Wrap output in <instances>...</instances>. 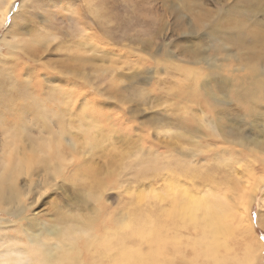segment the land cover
I'll use <instances>...</instances> for the list:
<instances>
[{
  "label": "rangeland",
  "instance_id": "374dc122",
  "mask_svg": "<svg viewBox=\"0 0 264 264\" xmlns=\"http://www.w3.org/2000/svg\"><path fill=\"white\" fill-rule=\"evenodd\" d=\"M12 10L21 11L27 22L29 31L21 37L37 38L36 27L51 30L45 31L51 40L41 48L38 67L19 55V49H11L7 60L0 56V93L12 96L4 97L0 110L12 117V110L22 107L18 89L10 86L13 79L40 74L43 86L32 87L34 94L57 91L60 85L65 90L75 87L72 97L78 98L69 110L73 119L64 118L66 134L71 123L77 126L70 131L82 144L88 122L101 126L93 150L77 142L83 155L79 166L84 165L79 172L70 170L65 177L52 175L47 180L42 174L34 178L25 212L33 219L32 229L43 224L61 226L63 217L79 213L76 216L83 219L95 217L93 232L109 236L139 192L148 184L159 187L164 183L163 176L170 166L176 167V158L196 168L195 175L178 180L197 191L215 186L232 189L264 177V167L253 171L264 157V91L257 93L247 82L253 62L233 43L236 38L247 49L251 44L264 56V45L252 39L255 33L264 34V0H16ZM53 10L56 15L51 14ZM6 21L0 29V43L12 18ZM214 28L226 41L224 49L210 34L217 32ZM5 43L0 44V51L7 56ZM17 57L24 74L16 70ZM260 62L257 68L264 73V59ZM83 106L92 115L82 118ZM78 116L84 122L81 129ZM27 119L32 121L33 114ZM18 145L19 156L30 155L27 150L22 154L24 144ZM154 158L157 162L165 158V168L160 163L161 170L149 168L147 163ZM101 181L103 186L98 185ZM25 182L22 177L20 183ZM259 185L251 212L264 197V182ZM97 206L102 209L96 215ZM5 220L11 225L14 217L0 212V225ZM258 223L253 222V238L264 248V221ZM130 240L132 245L134 238ZM239 247L241 259L244 250ZM83 250L88 264L91 259ZM255 262L264 264V250ZM95 264H111V259L100 257Z\"/></svg>",
  "mask_w": 264,
  "mask_h": 264
},
{
  "label": "bare ground",
  "instance_id": "6f19581e",
  "mask_svg": "<svg viewBox=\"0 0 264 264\" xmlns=\"http://www.w3.org/2000/svg\"><path fill=\"white\" fill-rule=\"evenodd\" d=\"M15 1L0 0V29L7 22L8 16L12 18L7 32L3 33L1 38V42H6L8 54L5 56L6 54L0 51V56L7 60L9 53L12 52L11 49H19L21 50L19 55H24L26 61L31 60L33 65L38 67L37 62L43 58L41 48L43 49L42 46L51 40L50 33L48 35L45 31L51 30L44 28L40 31L41 28L35 27L34 31L39 33L37 38L25 40L21 37L29 29L21 11L13 12ZM54 11L51 14L56 15ZM214 30L217 32L211 31L210 34L215 37L219 47L224 49L226 41L216 28ZM252 39L257 44L264 45V34L255 33ZM233 43L238 44L243 56L253 62L247 82L257 93L264 91V73L257 68L264 56L251 44V47L247 49V46L244 47L243 43L236 38ZM246 50L250 52L247 53ZM18 61L17 57L14 60L16 70L23 73L24 69L22 66L19 67ZM42 67L46 68V66ZM39 70L34 72L38 73ZM58 71L60 74H67L63 70L58 69ZM39 75L37 77L35 75L33 79L31 76H26L25 79H13L10 86L18 89L17 100L21 102L22 107L19 111L12 110V117H6L8 115L5 116L4 110H0V125H2L0 140H3L0 147V212L14 217L11 225H6L9 223L6 222L7 220L0 225V264H87L83 260V248L87 250L89 254L87 256L91 259L88 264H95L100 257L101 260L109 257L111 264L256 263L264 248L258 240L253 238L256 233L250 213L259 184L264 182V177H259L257 182L256 179L247 180L242 185L238 183L232 189L225 188L228 191L218 190L217 186H215L217 188H208L206 191L203 188L197 191L178 180L179 177L195 175L197 172L194 166L179 158L175 159L177 168L170 166L166 171L162 185L153 187L152 184H148L138 193L132 206L124 209L126 214H121L123 217L117 220L114 227L115 233H110L109 236L105 233L97 235L93 232L95 217L83 219L78 217L79 213L75 214V216L78 215L76 217H63L61 226L43 224L41 227L32 229L33 219L25 212L26 206L30 205L27 201L32 194L34 178L39 174L44 175L46 180L48 177L52 178V175L65 177L70 174V170L75 173L84 167V165L79 166L80 157L83 156L80 154L81 150L78 151L79 142L70 131L77 126L71 123L69 128H65L67 134L63 128L66 125L64 118L70 121L73 119L69 110L77 103L78 97L76 99L72 97L75 87L73 85L72 90H65L64 86L60 85L56 88L57 91L46 90L47 92L41 91L37 95L34 94L32 87L42 88ZM35 81L36 84L32 85ZM4 97L12 98L9 94L5 96L0 93V102L4 100ZM78 101L80 104L81 101ZM245 104L249 108L247 100ZM87 106L80 108L81 112L84 111L82 118L92 115L85 111ZM56 110H59V114L55 113ZM30 113L33 114V119L28 122L27 117ZM82 118L79 120V129L84 126ZM99 127L101 126L97 122H88L86 138L81 140L82 144H79L93 150L98 144ZM227 140L233 144H239V141ZM27 142L31 144H26ZM18 143L24 144L23 147L21 146L22 154L27 150L31 152L30 155L19 156ZM247 149L255 154V150L249 147ZM160 160L161 162H157L158 160L154 158V161L147 163V166L161 170L157 167L160 163L164 169L163 160ZM261 161V166L256 165L257 168H253V171L264 167V157ZM89 167L90 170L95 168L93 165ZM22 177L26 179L25 183H20ZM103 182L101 181L98 185L103 186ZM209 183L213 185L211 177H209ZM101 209L102 207L96 208L95 214H99ZM262 220L264 221V217L256 222L261 224ZM11 229H15L16 232L11 233ZM132 238L135 242L132 241V245H129ZM239 244L244 250L241 259H239L241 250ZM99 248H102L101 251Z\"/></svg>",
  "mask_w": 264,
  "mask_h": 264
},
{
  "label": "snow or ice",
  "instance_id": "6c2138e0",
  "mask_svg": "<svg viewBox=\"0 0 264 264\" xmlns=\"http://www.w3.org/2000/svg\"><path fill=\"white\" fill-rule=\"evenodd\" d=\"M261 217H264V198L259 199L256 209L250 213L253 220L259 221ZM261 239L264 240V236H261Z\"/></svg>",
  "mask_w": 264,
  "mask_h": 264
}]
</instances>
